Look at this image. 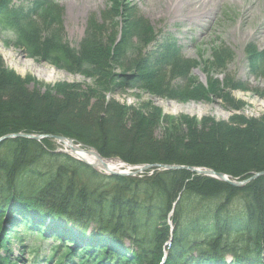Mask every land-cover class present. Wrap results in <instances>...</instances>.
<instances>
[{
	"label": "trees",
	"instance_id": "16d2710c",
	"mask_svg": "<svg viewBox=\"0 0 264 264\" xmlns=\"http://www.w3.org/2000/svg\"><path fill=\"white\" fill-rule=\"evenodd\" d=\"M114 2L117 3L115 6ZM122 2L112 0L113 9L102 17L104 24H97L94 18L90 20L79 49L72 48L64 39L62 9L51 0H36L27 8L13 5V0H0V26L7 25L13 34V39L5 43L21 47L29 57L42 56L50 64L66 70L90 73L93 77L102 78L104 85L110 82L106 81L107 69L116 65L133 73L124 77L126 86L164 97L199 100L215 96L232 103V93L227 94L226 89L246 90L242 82L230 75L223 83L211 76L214 72H225L234 57L224 45L214 47L211 61L204 68L208 73V87H205L191 76L199 63L185 58L175 40L163 38L160 41L134 7L125 6L122 34L115 31L119 24L114 19L120 15ZM118 36L122 37L120 42ZM247 54L253 72H261L264 53L249 45ZM8 76L0 74V138L19 133L64 136L95 148L105 158L119 157L132 165L209 168L240 180L264 172V156L258 151L260 144L254 142L252 145L256 147L253 148L257 150H250L251 156H247L249 150L244 146L240 148V153L245 152L251 158L243 153L235 157L228 155V161L206 156L195 159L184 158L175 152V156L171 154L174 158L162 161L159 155L148 159L141 154L138 157L143 158L141 161H132L135 159L124 153L123 147L127 145L124 142L127 141L120 140L121 136L104 145L102 132H99L102 134L100 138L91 135L92 126L104 130L102 121L97 126L90 124L88 117L77 122V117L74 119L68 115L69 108L62 114L67 107L64 104L68 101L67 94H58L63 98L57 99L58 102H53L56 98L40 102L38 93L30 94L24 86L22 89L14 87L12 94L3 86V81L12 80ZM16 82L18 85L22 83L14 80V85ZM70 92L72 98L80 99L77 91ZM20 94L26 96V103L21 101L23 97L19 98ZM6 97L11 100L5 102ZM219 131H213L218 138ZM239 131H234L235 136L245 133ZM201 134H205L203 129ZM195 136L198 135L193 134ZM176 140L169 145L172 146V142L177 145ZM56 149L58 146L49 139L36 142L20 138L0 145V250L11 251L12 243L8 240L14 234L15 242L24 248L25 243L33 238L42 239L45 243L49 239L57 240L59 243L52 246L53 254L59 258L57 264H163L165 250L169 253L165 264H229L228 256L233 259L231 264H264V177L242 189L189 171L155 170L152 176L143 179L109 177L69 155L57 153ZM142 181L153 182L152 198L146 201H131L130 198H136L131 192L127 196H115L113 193L123 188L139 191ZM77 183L90 193L81 196ZM105 186L108 188L104 189ZM57 187L60 189L56 190ZM105 190L112 193L100 199L99 196L107 193ZM17 198L33 200L44 206L45 211L53 213V219L54 213H58L60 224L43 223L47 221L44 213L39 214L44 218L32 215L33 212L26 211L29 205L17 204ZM121 201L130 203H125L128 207L123 205L119 211ZM60 202H63L62 210L58 206ZM197 205L202 207L199 212L193 211ZM10 210L13 213L8 214ZM173 210L171 220L175 229L172 239L169 215ZM90 224L97 225L100 234L90 233V236L72 231ZM171 240L172 245L166 247ZM126 241L133 243L132 247H126ZM11 263L9 256H0V264Z\"/></svg>",
	"mask_w": 264,
	"mask_h": 264
},
{
	"label": "rangeland",
	"instance_id": "374dc122",
	"mask_svg": "<svg viewBox=\"0 0 264 264\" xmlns=\"http://www.w3.org/2000/svg\"><path fill=\"white\" fill-rule=\"evenodd\" d=\"M15 1L19 6L21 4L26 5L32 0ZM122 1L120 15L114 19L119 24L118 28H114L115 31L118 30L122 34L124 26L122 14L125 6L134 7L137 15L146 20L155 32L171 34L176 39L185 58L199 63V66L192 71L191 76L205 87H208V73L204 71V68L211 61L214 46L223 44L233 52L234 57L228 63L225 72H216V74L214 72L211 76L223 83L227 75H230L235 80L243 82L246 90L232 91L229 88L226 89L227 94L232 93L230 94L232 103L215 96H206L199 100L179 99L174 98L175 96L164 97L159 93L154 94L145 89L126 86L124 77L133 73L119 69L116 65L112 69L106 68V81L110 82L109 85H104L102 78L93 77L90 73L84 74L66 70L50 64L42 56L29 57L21 47L3 42L9 37L8 34L0 37V74L12 77L9 82L3 81L5 89L13 94L14 87L22 89L24 86L30 94L38 93L36 95H38L40 102L49 98L52 100L56 98L53 102H58L57 99L62 98L58 94H67L68 101L64 103L67 107L62 110V114L69 108L71 111L67 112L68 115L70 114V117L74 119L77 117V122L84 121L88 117L90 124L97 126L102 121L107 129H94L92 126L91 135L100 138L102 134L99 135V132H102L105 141L101 142L104 145L111 139L117 140L121 136L120 140L123 138L127 141L124 142L127 144L123 147L124 153L127 152L129 157L135 159L132 161H141L143 158H138L141 155L148 159H152L154 155H159L160 161H162V159L174 158L171 157V154L175 156V152L184 158L187 156L199 159L206 156L207 158L216 157L228 161V155L235 157L244 153L246 156L245 152L240 153V148L243 146L249 150L247 156L253 155L250 154V150H257L253 148L256 147L252 145L253 142L256 145L260 144L258 148L261 149L259 148L258 151L260 150L264 156V136L261 134L264 133V76L256 77L251 74L247 54V47L250 44H255L260 50H264V0H201V3H197L196 0ZM54 2L62 9L63 37L75 49L80 48L90 20L94 18L97 20V24L102 25L105 23L102 20L103 15L113 9L112 0H54ZM115 4L117 3L114 2V6ZM110 28L107 27V29ZM45 35L43 33V36ZM121 38L118 36L119 42ZM35 71H38L42 77L37 76ZM49 76L54 80L47 81ZM112 76L115 78L112 79ZM13 79L22 83L18 85L16 82L14 85ZM70 90L72 92L77 91L80 99L72 98ZM226 93L224 91V95ZM84 95L89 99L85 98ZM224 95L220 96L225 97ZM20 97H23L21 101L26 103L24 101L27 99L26 96L20 94ZM10 100L6 97L5 102ZM235 106L238 108H234ZM202 129L205 134H201ZM212 129L220 130L219 138L216 136L217 133L213 132L214 130L209 131ZM192 130L196 132L193 133ZM233 130L238 132L241 130L245 133L235 136ZM193 134L198 136L193 137ZM46 136L55 137V135ZM47 139L52 140L58 146V149L55 150L57 153L69 155L66 153L65 146L58 140ZM175 139L178 141L176 140L177 145L172 142L173 148L169 142L171 143ZM114 148L119 150L117 147ZM73 159L80 162L77 158ZM155 159L158 160L159 158ZM123 171H127V169ZM153 173L150 171L145 174L146 176L139 174L136 178L150 177ZM152 184L148 181H142L139 191L123 188L121 191L115 190L113 193L115 196H127V193L131 192L136 196V198H130L131 201L139 199L146 201V199L152 198ZM82 186L80 183L76 184V187L81 189L79 193L81 196L90 193L88 192L90 190L86 191V187L83 188ZM107 188L108 186L104 187V189ZM59 189V187L56 188V190ZM105 191L107 193L99 196L100 199H104L112 193ZM125 203L129 204L130 202L121 201L118 205L119 211L123 205L124 208L128 207ZM17 204L29 205V209L26 211L33 212L32 215L41 216L39 214L44 213L45 218L43 216L41 218L47 220L43 221L45 224H60L58 213H54L55 218L53 219V213L45 211L44 206L33 200L23 201L17 198ZM131 204L133 206L134 203L131 202ZM62 205L63 202L58 204L61 210L63 209ZM201 208V205H197L193 211L199 212ZM235 208L239 209V207ZM161 221L158 220V222ZM64 225L70 228L69 225ZM78 228L80 230L71 229L73 232L82 235L100 234L98 226L94 224ZM132 244L129 241L125 243L126 247H132ZM12 252L13 257H19L22 264H32L31 260L28 261L29 255L20 253L17 246L12 249ZM2 254L6 256L7 253L2 252ZM227 259L229 260L227 262L232 261L231 256H228Z\"/></svg>",
	"mask_w": 264,
	"mask_h": 264
},
{
	"label": "water",
	"instance_id": "95a60500",
	"mask_svg": "<svg viewBox=\"0 0 264 264\" xmlns=\"http://www.w3.org/2000/svg\"><path fill=\"white\" fill-rule=\"evenodd\" d=\"M16 138L30 139V140H34L37 142H41L42 140L47 139V138L56 139V140H58L59 143L64 144L65 146L69 147L70 152L66 151V153H68L71 156L77 158L78 160L83 161L84 163L90 165L95 170H98L99 167L102 166V168L106 172H110L113 175H120V176L126 175L124 173H113V172H111L109 170L108 165L105 163V159L95 149L89 148V147H84L83 145H75V140H73V139H67V138L62 137V136H55L54 137V136H43V135H32V134H21L20 133V134L7 135V136L1 138L0 144H2L5 141L16 139ZM81 152L86 153L87 156H90V157L97 159V162L90 163L86 160L81 159L78 156ZM150 169H158L159 171L186 170V171H190L192 173H196L198 175L207 176V177H211V178L226 182L229 185L236 187V188H243L246 185H248L249 183L257 180L258 178L264 177V172H260V173L254 174L249 179H246L244 181H239V180H232L229 176H227L223 173L216 172V171L211 170V169H200V168L190 167V166L164 165V164H152V165L147 164V165H144L142 167L141 171H137L136 173H132L130 175L136 176L140 172L150 170Z\"/></svg>",
	"mask_w": 264,
	"mask_h": 264
},
{
	"label": "bare ground",
	"instance_id": "6f19581e",
	"mask_svg": "<svg viewBox=\"0 0 264 264\" xmlns=\"http://www.w3.org/2000/svg\"><path fill=\"white\" fill-rule=\"evenodd\" d=\"M196 1H197V3H201V0H196ZM35 74H36L37 76L42 77L41 75H39L38 71H35ZM53 80H54V79H52L51 76H49V78L47 79V81H49V82H51V81H53ZM78 156H79L81 159H83V160H87V161L94 162L93 159L90 158L89 156H87L86 153L81 152ZM107 163H108L109 170L112 171V172H119V171H123V170H125V169L128 170V166L122 164V162L119 161V160L107 161ZM134 173H135V172H134ZM194 174H196V173H194ZM197 175H198V174H197ZM7 213H8V214H9V213H13V210L8 211ZM31 213H32V212H31ZM93 241H94V240H93ZM232 260H233V259H232ZM227 261H229V260L227 259ZM231 262H232V261H231ZM231 262H228V263L231 264Z\"/></svg>",
	"mask_w": 264,
	"mask_h": 264
}]
</instances>
